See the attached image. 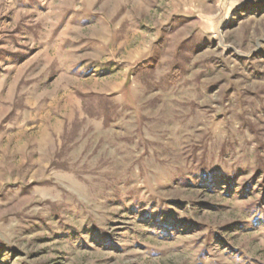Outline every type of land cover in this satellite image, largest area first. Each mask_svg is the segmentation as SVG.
Masks as SVG:
<instances>
[{
    "label": "rangeland",
    "instance_id": "1",
    "mask_svg": "<svg viewBox=\"0 0 264 264\" xmlns=\"http://www.w3.org/2000/svg\"><path fill=\"white\" fill-rule=\"evenodd\" d=\"M0 0V264H264V0Z\"/></svg>",
    "mask_w": 264,
    "mask_h": 264
},
{
    "label": "water",
    "instance_id": "2",
    "mask_svg": "<svg viewBox=\"0 0 264 264\" xmlns=\"http://www.w3.org/2000/svg\"><path fill=\"white\" fill-rule=\"evenodd\" d=\"M220 9H228L230 7V0H217Z\"/></svg>",
    "mask_w": 264,
    "mask_h": 264
}]
</instances>
